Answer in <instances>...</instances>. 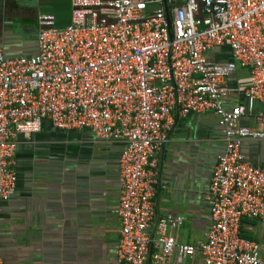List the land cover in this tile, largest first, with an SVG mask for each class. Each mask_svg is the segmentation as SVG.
<instances>
[{
  "label": "built area",
  "instance_id": "2783aa9c",
  "mask_svg": "<svg viewBox=\"0 0 264 264\" xmlns=\"http://www.w3.org/2000/svg\"><path fill=\"white\" fill-rule=\"evenodd\" d=\"M223 50L228 60L217 61ZM238 68L248 71L237 88L245 102L231 105L225 82ZM208 112L223 140L206 193L209 225L202 240L181 244L184 217L157 215L150 168L178 118ZM43 122L125 144L119 264H264V162L242 151L264 141V0H71L63 30L38 15L35 54L0 50V202L16 193L17 137Z\"/></svg>",
  "mask_w": 264,
  "mask_h": 264
},
{
  "label": "crops",
  "instance_id": "0c3cea01",
  "mask_svg": "<svg viewBox=\"0 0 264 264\" xmlns=\"http://www.w3.org/2000/svg\"><path fill=\"white\" fill-rule=\"evenodd\" d=\"M30 0H0V50L7 56L36 52V11ZM217 61L228 60L223 50ZM238 68L226 80L227 101L243 105ZM256 110L263 108L256 105ZM244 125L251 121L243 119ZM125 144L97 140L86 130H57L43 122L38 133L16 139V193L0 202V258L3 264H119L120 224L117 165ZM223 140L208 112L178 118L150 170L159 182L157 215L184 217L176 232L181 244H196L209 225L207 187ZM243 154L264 162V141H246Z\"/></svg>",
  "mask_w": 264,
  "mask_h": 264
},
{
  "label": "water",
  "instance_id": "95a60500",
  "mask_svg": "<svg viewBox=\"0 0 264 264\" xmlns=\"http://www.w3.org/2000/svg\"><path fill=\"white\" fill-rule=\"evenodd\" d=\"M24 6L39 15H52L57 30H63L70 24L71 0H30Z\"/></svg>",
  "mask_w": 264,
  "mask_h": 264
},
{
  "label": "rangeland",
  "instance_id": "374dc122",
  "mask_svg": "<svg viewBox=\"0 0 264 264\" xmlns=\"http://www.w3.org/2000/svg\"><path fill=\"white\" fill-rule=\"evenodd\" d=\"M216 52H218V50H217ZM209 55H210V54H209ZM258 227H259V226H258ZM261 241L264 242V237H263V236H261Z\"/></svg>",
  "mask_w": 264,
  "mask_h": 264
}]
</instances>
